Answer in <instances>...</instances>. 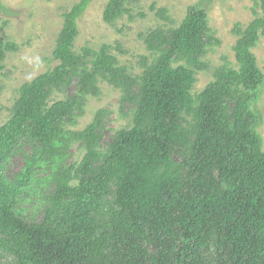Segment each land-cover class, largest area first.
Segmentation results:
<instances>
[{
  "label": "trees",
  "instance_id": "trees-1",
  "mask_svg": "<svg viewBox=\"0 0 264 264\" xmlns=\"http://www.w3.org/2000/svg\"><path fill=\"white\" fill-rule=\"evenodd\" d=\"M252 1L261 16L234 30L237 69H216L195 95V74L207 69L202 58L214 42L199 6L189 7L177 28L146 35L153 61L140 75L119 66L108 45L72 50L91 0L62 15L57 65L20 87L0 127V255L16 264H264V150L249 108L264 81L251 53L264 37V0ZM126 13V0H109L102 20L111 24ZM15 49L0 41V71ZM176 61L183 64L173 67ZM98 79L136 105L132 126L106 145L103 111L81 131L67 128L85 96L98 94ZM74 80L76 94L49 102ZM27 142L39 146L49 167L73 143L84 151L79 163L55 167L48 205L34 223L16 206L35 162L14 180L4 173Z\"/></svg>",
  "mask_w": 264,
  "mask_h": 264
},
{
  "label": "rangeland",
  "instance_id": "rangeland-1",
  "mask_svg": "<svg viewBox=\"0 0 264 264\" xmlns=\"http://www.w3.org/2000/svg\"><path fill=\"white\" fill-rule=\"evenodd\" d=\"M78 1L0 0V41L16 46L15 51L6 53L0 71V127L9 121L20 87L57 65L53 61L52 52L62 28V15ZM108 1L91 0L77 22L78 32L73 40L72 50L75 54H80L83 48L97 51L102 45H108L109 52L118 65L125 67L133 75H140L144 65L153 61L144 41L149 32L177 28L189 7L199 6L205 10L214 42L202 58L207 69L195 74L192 95L200 93L214 80L216 69L222 66L237 69L233 47L238 37L234 30H243L253 19L261 16L258 6L252 0H126L129 13L106 24L102 20V14ZM251 53L264 76L263 36L251 49ZM182 64L176 61L172 66ZM95 86L99 90L98 94L85 96L81 107L75 111L74 124L67 128L81 131L94 120L98 111H103L102 143L106 145L117 131L132 126L136 105L123 103L122 92L99 79ZM79 89L80 83L74 80L64 93L53 94L49 102L73 96ZM249 108L258 118L255 131L264 150V81ZM83 154V149L73 143L58 157L52 158L49 167L35 142H27L16 150L4 168L6 177L14 180L31 162H35L33 182L23 188L16 206V212L25 223L42 220L48 205L45 197L52 192L50 175L55 167L66 168L79 163ZM174 158L180 161L182 156L175 152ZM72 183L76 184L75 181ZM108 199L112 204L113 196ZM0 260L5 264H16L11 255H0Z\"/></svg>",
  "mask_w": 264,
  "mask_h": 264
}]
</instances>
